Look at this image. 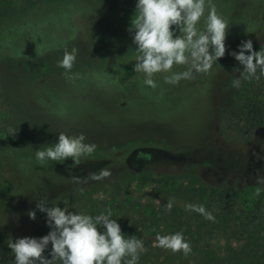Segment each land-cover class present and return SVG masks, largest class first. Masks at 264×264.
<instances>
[{
	"label": "rangeland",
	"instance_id": "374dc122",
	"mask_svg": "<svg viewBox=\"0 0 264 264\" xmlns=\"http://www.w3.org/2000/svg\"><path fill=\"white\" fill-rule=\"evenodd\" d=\"M258 1L212 0L228 22L224 57L176 85L164 82L170 73L156 74L153 89L136 71L120 82L122 67L134 68L138 55L128 30L137 0H0V185L13 186L0 202V264H15L10 240L51 230L36 208L41 200L93 217L110 209L116 222L123 215L122 224L140 229L153 218L159 225L164 212L192 215L185 206L202 205V189L213 212L226 206L237 215L251 208L264 214V129L245 130L234 113L252 81L229 54L247 40L264 49ZM73 15L79 30L65 38ZM206 18L207 10L201 30ZM73 48L78 78L69 80L59 65ZM187 68L174 65L172 72ZM60 133L83 134L105 156L82 157L79 165L35 160ZM102 169L111 176L88 179ZM150 239L155 246L156 236Z\"/></svg>",
	"mask_w": 264,
	"mask_h": 264
},
{
	"label": "clouds",
	"instance_id": "9594fccd",
	"mask_svg": "<svg viewBox=\"0 0 264 264\" xmlns=\"http://www.w3.org/2000/svg\"><path fill=\"white\" fill-rule=\"evenodd\" d=\"M206 10L207 22L201 30L198 25ZM228 28L227 20L217 13L212 0H137L135 17L131 18L128 29L134 32L133 43L138 53L134 71L142 73L144 83L153 89L158 87L156 74L170 73L164 76V82L176 85L182 79H193L194 73H208L226 53ZM77 54L76 48L65 51L60 61L59 66L65 69L64 75L69 80L78 78V74L71 72ZM229 54L243 65V79L259 80L260 75H264V50L254 51L251 40L242 42L238 51ZM174 65H188V68L172 72ZM258 69L260 75H257ZM240 83L237 78L233 86L239 87ZM85 139L83 134L73 137L60 133L55 144L36 151V159L44 164L48 160L71 158L79 165L81 158L93 154L97 147L84 143ZM110 176V170L102 169L98 174L89 173L88 179L100 181ZM80 191L83 193V189ZM260 191L258 188L255 194L259 196ZM164 207L170 212L173 202L169 200ZM185 207L205 219L215 220L203 205L187 204ZM36 208L46 214L51 230L40 238L10 240L8 247L15 255V264H55L57 260L60 264H138L141 254L147 252L141 239L122 233L110 209L106 210L107 214L93 217L59 206L50 207L43 200L36 203ZM28 216L34 220L36 212L29 211ZM155 246L184 256L192 253L190 242L181 232L158 234ZM46 251L50 258L45 256Z\"/></svg>",
	"mask_w": 264,
	"mask_h": 264
},
{
	"label": "trees",
	"instance_id": "16d2710c",
	"mask_svg": "<svg viewBox=\"0 0 264 264\" xmlns=\"http://www.w3.org/2000/svg\"><path fill=\"white\" fill-rule=\"evenodd\" d=\"M258 3L259 1L248 0ZM262 3V13H264V3ZM68 21V20H66ZM69 21L74 26H70L65 38L71 31V35L75 36L77 27L74 15ZM76 26V27H75ZM69 27V25H68ZM14 31V30H12ZM65 40V39H64ZM22 41V40H21ZM254 51L264 50L259 46H254ZM134 75V68L131 65H124L121 71L120 82L124 83L131 79ZM257 75H260L259 69ZM252 83L244 88L241 104L236 109L235 115L240 119L245 130L264 129V75H260V79H252ZM52 103L53 100H50ZM148 109V108H147ZM3 152V148H0ZM112 153H114L112 151ZM102 154L94 152L91 158L103 157ZM18 158V157H17ZM22 160V157H19ZM18 158V159H19ZM36 160V158H34ZM13 186L6 181L4 185H0V202L11 194ZM202 189V205L208 212H211L215 220L205 219L203 215H180L175 212L166 214L161 218L159 224L162 228H158L156 222L151 219L152 224L147 228H127V222L122 224L121 217L118 222L122 233L125 231L126 237L136 236L145 241L144 247L147 252L141 254L138 264H264V214L263 212L251 209L241 211L239 215L230 207L224 206L222 210L213 212L208 203L204 202ZM261 210V209H258ZM116 214L114 217L115 218ZM261 217V219L259 218ZM199 220V221H198ZM193 222L190 225L189 222ZM117 222V223H118ZM183 226H185L184 229ZM127 228V229H126ZM103 230V229H101ZM181 232L186 241L190 242L192 253L184 256L183 253H172L160 247L151 246L148 241L151 237L159 235H169ZM145 235V236H144ZM224 241L221 245L220 242ZM49 245L48 251H50ZM48 251L45 256H48ZM50 258V256H48ZM162 258V259H161ZM5 264H13V261H7ZM55 264H60L57 260Z\"/></svg>",
	"mask_w": 264,
	"mask_h": 264
}]
</instances>
